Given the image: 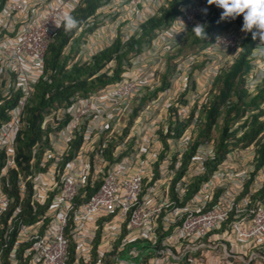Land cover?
<instances>
[{"label":"built area","instance_id":"obj_1","mask_svg":"<svg viewBox=\"0 0 264 264\" xmlns=\"http://www.w3.org/2000/svg\"><path fill=\"white\" fill-rule=\"evenodd\" d=\"M165 1L108 2L98 11V20H107L106 14L116 4L128 3L129 16L136 12L138 23L118 17L110 25L106 43L87 45L68 67L90 60L117 38L126 42L147 20L145 14L154 16ZM35 2L48 4L45 13L37 6L34 19L20 18L18 28L16 23L7 25L8 32H14L10 41L4 19L20 16L27 0H7L0 12V94L6 98L13 92L21 94L16 106L6 112L8 121L0 124V154H4L0 264H264V198L259 195L264 191V165L258 166L255 142L219 152L214 140L207 139L189 156L199 128L198 111L179 137L175 127L178 122L186 124L191 110L200 108L204 98L189 91L190 100L179 94L176 102V89L153 93L162 56L185 38L206 10V0L182 8L178 20L158 31L149 46L156 57L143 50L118 84L85 98L76 95L70 104L44 114L40 129L49 130L43 139L49 145L42 154L33 148L30 170L24 174L15 162V137L24 108L43 74L53 34L81 0ZM241 38L238 31L218 36L200 54L209 60L218 49L235 53ZM205 64L203 76L211 83L218 67ZM191 65L192 59L173 86L179 82L187 87ZM262 79L264 63L248 88L252 90ZM147 91L154 95L141 105ZM260 110L264 120V104ZM155 114L161 124L170 115L178 122L169 130H159ZM142 134L148 138L141 140ZM138 140L145 145L132 146L137 149L132 152L129 146ZM37 160L40 170L32 169ZM12 171L17 173V202L8 192ZM28 195L32 223L23 214Z\"/></svg>","mask_w":264,"mask_h":264},{"label":"trees","instance_id":"obj_2","mask_svg":"<svg viewBox=\"0 0 264 264\" xmlns=\"http://www.w3.org/2000/svg\"><path fill=\"white\" fill-rule=\"evenodd\" d=\"M7 0H0V12L2 11ZM106 0H82L81 4L76 10L69 15L78 21V26L72 30H65L64 21L62 27L59 28L52 36L45 54L43 63V77L38 81L34 88L33 95L28 100L24 108V117L22 120V128L15 137V155L16 164L20 172L28 173L30 170V151L33 148H40L43 151L48 147V140H43L47 132L40 130V122L45 113L55 106L62 107L69 103L72 96L80 94L87 97L99 89L114 84L121 79V75L130 67L129 59L132 56L140 54L144 46L149 44L156 36L157 32L164 27L170 26L180 13L182 6L186 5L189 0H167V6L159 11V15L148 19L145 23L138 27V33L130 38L125 43L117 40L110 48L102 50L100 53L94 55L88 62L83 65H77L71 69L66 68L67 56L64 50L72 54L80 45L84 36L74 39L75 31L87 33L90 29L87 24L95 20L96 11L100 5ZM222 9L215 5H209V12L207 18L200 21L196 27H203L201 29H193L179 44V47H187L193 51L194 57L199 50L209 45L213 34L222 30H227L235 22L240 21V16L235 20H221L220 14ZM68 15V16H69ZM195 27V28H196ZM255 40L252 39L251 33H247L246 39L242 45V52L235 60L228 72H222L216 77L214 81V94H210L209 100L203 106L201 116L205 122H202V128L199 133L192 138L190 144L189 156L193 154L201 141L209 139L208 136L212 127L216 128L217 121L222 119V127L219 142L216 148L219 152L227 150L229 144L228 140L236 137L240 130L241 136L239 141L243 142V146H248L255 142L257 152L259 154L258 166L264 165V138L259 136L264 131V121L259 122L260 113L253 111L258 108L259 103L264 100V84L259 88L258 95L249 99L246 95L244 86V78L252 69V65L248 60L249 55L254 49ZM177 55V54H176ZM175 54H171L167 58L166 69L171 63L177 59ZM109 64H114L111 68ZM107 65V73H101ZM168 69L164 74L167 75ZM165 77V76H164ZM168 87L167 84L162 83L161 89ZM20 92H13L6 98L0 94V123L8 120L6 112L16 106ZM246 111H252V116L248 122L237 126L235 131H231L234 125V120L243 117ZM224 113V114H223ZM235 113V114H232ZM231 116H234L231 119ZM68 122V119L64 124ZM179 125L175 132L180 136L183 128L188 125ZM244 125V126H243ZM4 154H0V167L3 162ZM188 157H186V160ZM187 163V162H186ZM185 163V165H186ZM34 170H40L39 160L36 161ZM17 173L12 171L8 180L10 181L11 191L10 196L14 197L17 202V191L15 189ZM91 191L88 195L92 194ZM259 195L264 198V191ZM24 216L27 215V223L34 222L35 218L30 216L29 195L24 201ZM72 251V249L70 250Z\"/></svg>","mask_w":264,"mask_h":264},{"label":"clouds","instance_id":"obj_3","mask_svg":"<svg viewBox=\"0 0 264 264\" xmlns=\"http://www.w3.org/2000/svg\"><path fill=\"white\" fill-rule=\"evenodd\" d=\"M111 0H106L105 2H103L101 5H100V7H99V9L96 11V14H95V20H93L92 22H90L91 20H89V23L87 24V27L90 29V31H88L87 33H85L84 31V29H83V32H82V34L80 33L81 31H75V35H74V39H77V38H79L80 36L82 37V36H84V39H82V41L80 42V45L78 44V47L75 49V51L72 53V54H69V51H68V49L67 50H64V53H65V56H67V62H66V68L69 70V69H71L72 67H74V66H77V65H83L84 63H86V62H88V61H86V62H84V63H82V64H80V63H77V64H75V65H73L72 67H68V62L70 61V60H72L73 59V57L81 50V49H84L87 45H90L88 42H87V39H88V37H89V35H90V33L91 32H93L98 26H96L99 22H101L100 20H98L97 19V13H98V11L101 9V7H103V6H105L108 2H110ZM202 1L203 0H199V2H197V0H189L188 1V3L186 4V5H184V6H182L181 7V9H180V13H179V15H178V17L176 18V20L175 21H177L178 20V18H179V16H180V14H181V10H182V8H184V7H190L192 4H198V5H201L202 4ZM81 2H82V0H81ZM81 2H80V4H81ZM79 4V5H80ZM205 4H206V6H207V8H206V10L204 11V10H202L201 12H202V14H201V16L196 20V22H195V24L193 25V27L190 29V31L191 30H193V29H201V28H203V27H196L197 26V24L200 22V21H202V20H204L205 18H207V16H208V12H209V5H215L216 7H218L219 9H222V11H221V14H220V19L221 20H235L237 17H239L240 16V18L242 19V21L239 23V21H237V22H235L230 28H228L227 30H222V31H220V32H217V33H215V34H213L212 35V37H211V41H210V43H209V45H207L206 47H204L203 49H201V50H199L198 52H197V54H196V57H194V55L192 54L191 55V57H192V61H193V65H191L190 66V68H191V70L189 71V73H188V77H189V80L187 81V87L186 88H184L183 86H182V83L181 84H179V82H178V84H176V86H173V83H174V81L172 80H169V83H168V87H166V88H164V89H161V87H162V77H163V75L161 76V74L162 73H164L165 72V70H166V63H167V61H165V64L161 67V69L160 70H156V72H157V76H158V78H159V82H158V86L156 87V89H155V91L153 92V93H155L156 91L157 92H167V91H169V90H174V89H176V91L182 96V97H186V96H189V91H191V89H192V87H193V85L195 86V89L197 90L198 89V85L197 84H194L195 83V77H199L198 78V81H197V83H200L201 81H203L204 83H206V84H204L205 86H207V92L205 93V94H203V97H204V101H203V103H202V105L200 106V108L198 107V106H196V107H194V110H191V115H189V119H188V121L190 120V119H192L193 118V116H194V112L195 111H198V114H197V119H198V122H199V124H198V130H197V133H199V129L201 130V128H202V122H205L204 121V119L202 118V116H201V112H202V109H203V106L205 105V103L209 100V98H210V94H214L215 93V89H214V81H215V79H216V77L217 76H219L222 72H228L229 71V69L231 68V66L233 65V63L235 62V60L239 57V55H240V53L242 52V45H243V43H244V41H245V39H246V36H247V33H251V36H252V39L253 40H255V44H254V49H253V51L251 52V54L249 55V57H248V60H249V62H250V65H252V69L249 71V73L245 76V78H244V86H243V89L245 90V92H246V95H247V97L249 98V99H252V98H254L255 96H257L258 95V92H259V88L264 84V79H262V80H260L259 82H257L256 84H255V86H254V88L251 90V89H249L248 88V83H249V81L251 80V79H253V78H255L257 75H258V73H259V66L261 65V64H263L264 63V0H206V2H205ZM165 6H167V0L165 1V3H164V5L163 6H161V8L159 9V11L162 9V8H164ZM76 10V9H75ZM74 11V10H73ZM72 11V12H73ZM159 11H157L156 13H155V15L154 16H157V15H159ZM71 13V12H70ZM69 13V14H70ZM68 14V15H69ZM66 16L65 17V20H64V28H65V30H72V29H74V28H76L77 26H78V21L76 20V19H74L72 16ZM154 16H152V17H149V19L150 18H153ZM148 20V19H147ZM146 20V21H147ZM145 21V22H146ZM174 21V22H175ZM145 22H143V23H145ZM173 22V23H174ZM143 23H141V24H143ZM141 24H139L138 26H137V33H138V27L141 25ZM172 24V23H171ZM170 24V25H171ZM242 24H243V26H242ZM57 27H59V25H57ZM62 27V26H61ZM60 27V28H61ZM169 27V26H168ZM168 27H164V28H168ZM196 27V28H195ZM163 29V28H162ZM160 31V30H159ZM189 31V32H190ZM232 31H238V33H241L242 34V36H243V38H241V39H239V42H238V47H237V51H235V53H232L231 51H221L220 49H218V50H216L215 52H214V54L210 57V59L209 60H206V58L204 59V57H205V55H201L200 53L203 51V50H205L206 48H208V47H210L213 43H214V40H215V38L216 37H218V36H223V35H226V34H229L230 32H232ZM189 32L187 33V35L189 34ZM136 33V34H137ZM135 34V35H136ZM134 35V36H135ZM157 35V34H156ZM186 35V36H187ZM185 36V37H186ZM133 37V36H132ZM131 37V38H132ZM155 38V37H154ZM154 38L151 40V42L149 43V44H147L146 46L147 47H149L151 44H152V42H153V40H154ZM117 40H120L119 38H117L116 40H115V42L117 41ZM129 40V39H128ZM127 40V41H128ZM121 41V40H120ZM183 41V40H182ZM182 41H180L178 44H177V46L174 48V50L173 51H171V52H169L168 53V55L167 56H169L170 54H172V53H174V52H176L177 51V49H179V44L182 42ZM114 42V43H115ZM113 43V44H114ZM125 43V42H124ZM112 44V45H113ZM111 45V46H112ZM110 46V47H111ZM146 46H144L143 47V49H142V52L140 53V54H137V55H135V56H132L130 59H129V62H130V67H131V61L135 58V57H137V56H139V55H141L142 53H143V50H144V48L146 47ZM110 47H108V48H110ZM108 48H106V49H108ZM102 50H105V49H102ZM101 50V51H102ZM101 51H99L98 53H100ZM97 53V54H98ZM46 54V53H45ZM44 58H45V56H44ZM92 58V57H91ZM90 58V59H91ZM178 59H179V57L177 58V59H175L174 60V64H176L177 63V61H178ZM260 59H262V61L260 60ZM154 60H150L149 59V62L151 63V62H153ZM207 62H209L210 63V65H211V67H212V69L213 68H215V67H218V71H217V73H216V75H215V77H214V79L212 80V82L211 83H209L207 80H206V76H203V74H204V72H206L207 71V66H206V64L205 63H207ZM182 63H184V65H185V62H182ZM195 64H200L201 66H202V68H201V70L199 71V72H197V71H192V68H193V66L195 65ZM203 64V65H202ZM151 65H154V64H152L151 63ZM108 66H110L111 68H113L114 67V64H109ZM130 67H127V69H129ZM179 71H181L182 72V74L184 73V71L183 70H181V69H179ZM100 72L101 73H104V72H106L107 73V65L102 69V70H100ZM142 73V72H141ZM123 75V74H122ZM122 75H121V79H120V81L122 80ZM178 75V74H177ZM208 75V74H207ZM43 77V74L39 77V79H38V81L41 79ZM194 79V80H193ZM38 81H37V83H38ZM120 81H118V82H116V83H114V84H111V85H109V86H112V85H116V84H118ZM173 82V83H172ZM37 83L35 84V86L37 85ZM35 86L33 87V90H34V88H35ZM106 87H108V86H106ZM105 88V87H104ZM104 88H102V89H104ZM99 90H101V89H99ZM98 90V91H99ZM98 91H96V92H98ZM34 92V91H33ZM95 93V92H94ZM151 94L149 91H147L146 93H143V98H142V100H144L146 97H148V95L149 96H153L154 94ZM93 94V93H92ZM92 94H89V95H92ZM33 95V94H32ZM76 95H79V96H81L80 94H76ZM76 95H74V96H76ZM74 96H72L71 98H70V100L74 97ZM83 97V96H82ZM85 98V97H84ZM152 98V97H151ZM69 100V103H67V104H65V105H68V104H70V101ZM151 100V99H150ZM149 100V101H150ZM148 102V101H147ZM264 104V100H262L260 103H259V106H258V108L257 109H255L253 112L254 113H260L261 114V116H260V121H264V120H261V118H262V111L260 110V107H261V105H263ZM55 107H57V106H55ZM171 112V111H170ZM252 112V111H251ZM46 114V113H45ZM244 116V115H243ZM246 118V117H245ZM245 118H241V119H245ZM42 119H43V117H42ZM173 120V121H172ZM8 121V120H7ZM7 121H2L1 123H3V122H7ZM42 121V120H41ZM165 121H166V119H165ZM187 121V120H186ZM246 121H248V119H246L245 120V122H243V123H246ZM167 123H168V126H167V130H169V129H171V125L174 123V122H178L177 121V119L175 118V119H172L171 118V115H170V117H168L167 118V121H166ZM0 123V124H1ZM41 123V122H40ZM180 122H178L176 125V127H175V129L179 126L178 124H179ZM242 123V124H243ZM39 126H40V124H39ZM21 128H22V126H21ZM21 130V129H20ZM41 130V129H40ZM212 130H214V126L212 127V129H211V132H212ZM42 132H43V130H41ZM47 131H49V130H47ZM47 131H45V132H47ZM210 132V133H211ZM263 133V132H262ZM261 133V134H262ZM239 134L240 135H237L236 137H239V136H241V132H240V130H239ZM261 134L259 135V136H261ZM262 138H264V135H262L261 136ZM208 138L209 139H211L210 138V134H209V136H208ZM202 142V141H201ZM227 142H229V140L227 141ZM215 145H216V143H215ZM48 147H46V148H44L43 149V151L41 150V148H40V145H39V148H35L36 150H37V153L38 154H42V153H44L45 151H46V149H47ZM229 148H231V147H228L227 149H229ZM33 150V149H32ZM32 150L30 151V155H29V157L31 156V153H32ZM259 155V154H258ZM107 158L109 159V156L107 155Z\"/></svg>","mask_w":264,"mask_h":264},{"label":"rangeland","instance_id":"obj_4","mask_svg":"<svg viewBox=\"0 0 264 264\" xmlns=\"http://www.w3.org/2000/svg\"><path fill=\"white\" fill-rule=\"evenodd\" d=\"M129 9V6H128V3L126 4V6H125V8L124 9H121V10H119V12H116L117 14L116 15H112L111 13L110 14H107V21H109V22H113V21H115L118 17H120V18H124V19H126V22L127 23H129V22H131V19H130V17H129V14L126 12V10H128ZM140 9V8H139ZM242 21V19L239 21V23ZM98 25H100V24H98ZM98 25H96V26H98ZM242 26H243V24H242ZM148 49H150V47H145L144 48V50L147 52V53H150L152 56H154V57H156V55H155V53L153 52V50H148ZM172 54H177L176 55V57H179V59H178V61H177V63L176 64H172L171 63V65L169 66V68H167L168 69V74L167 75H165L164 73H162L161 74V76L163 75V77H162V83H164V84H167L168 85V83H169V80H175L179 75H177V74H182V72L181 71H179V69H181V70H183L184 71V63H182V62H185V66H187V63H188V60H191L192 59V57H191V55L193 54V51H191L190 49H188L187 47H183V45H181V47H179V49H177V51L176 52H174V53H172ZM168 55V53L166 54V55H164V56H162V58H161V60H162V62H161V64H162V66L165 64V61H167V58L170 56L171 57V54L169 55V56H167ZM153 57V58H154ZM172 59L174 58V56L173 57H171ZM264 58V57H263ZM261 61H262V59H260ZM203 65V64H202ZM157 66L155 65V68H156ZM188 67V66H187ZM201 68H202V66L200 65V64H195L194 66H193V68H192V71L194 72V71H197V72H199L200 70H201ZM166 69V70H167ZM183 74H185V71H184V73ZM188 74V73H187ZM165 76V77H164ZM198 78L199 77H195V83L194 84H197L198 85V89L196 90L195 89V86L193 85V87H192V89H191V95H193L194 97H197V96H199V99L200 98H204L203 97V94H205L206 92H207V86H205L204 84H206V83H204L203 81H201L200 83H197V81H198ZM194 80V79H193ZM215 91H216V88H215ZM151 97H153V96H149L148 95V97H146L144 100H142V102H141V105H145L146 103H147V101H149L150 99H151ZM178 100H179V93H178V95H177V99H176V102H178ZM180 100H181V103L180 104H182V102H183V99H182V97H180ZM186 101L187 100H190L189 99V97L187 96L186 97V99H185ZM224 114V113H223ZM232 114H235V113H232ZM253 114H252V112L251 111H246L245 113H244V116H243V118H245V119H241L242 118V116L241 117H239L238 119H236V120H234V125L232 126V128H231V131H235L236 130V128H238L237 127V125L240 123V122H245V120L246 119H248V121H249V119L251 118V116H252ZM234 118V116H231V119H233ZM248 121H246V122H248ZM262 121H260V119H259V122L258 123H261ZM217 125H218V127L216 126V128L214 129V130H212V132L210 133V138L211 139H213L214 140V142L216 143V145L218 144V142H219V136H220V133H221V127H222V119H219L218 121H217ZM244 126V125H243ZM240 129V128H239ZM239 129H237L236 131H239ZM240 140V138H238V137H234V138H232V139H229V142H228V144H229V146L228 147H231V148H237V147H240V146H242V143L243 142H241V141H239ZM238 149H240V148H238ZM246 166H248V165H246ZM145 188H146V186H145ZM144 188V189H145Z\"/></svg>","mask_w":264,"mask_h":264},{"label":"crops","instance_id":"obj_5","mask_svg":"<svg viewBox=\"0 0 264 264\" xmlns=\"http://www.w3.org/2000/svg\"><path fill=\"white\" fill-rule=\"evenodd\" d=\"M51 1H57V0H50V2ZM197 2H199V0H197ZM27 6H26V8L20 13V16L17 14V15H14L13 17H7L6 18V20L4 19V22L6 23V30H7V25L9 26V25H11V24H15L16 23V25H15V28H18V26H19V24L21 23V20H20V18L23 20V21H26V20H29V19H34V14H35V8L38 6V9L39 10H41L42 11V13L44 14L45 13V11H46V9H47V6H48V4L46 3V2H44V3H42V2H39V3H37L36 4V2H35V0H27ZM125 6H126V4H122V3H118V4H116L113 8H112V10H113V12L111 13L113 16L114 15H116L117 13V11H119V10H121V9H124L125 8ZM3 11V10H2ZM126 12L128 13V14H131V10H130V7H129V9L128 10H126ZM3 13H5V11L3 12ZM98 14V13H97ZM137 13L136 12H133V14L132 15H130L129 17H131L130 19H131V23H133V24H136V23H138V20H137ZM106 17H107V14H106ZM145 17L147 18V19H149V17H148V15H146L145 14ZM114 22V21H113ZM113 22H109V21H107V20H105L104 22H99L98 24H100V25H98V27L93 31V32H91L90 33V35H89V37H88V39H87V42L89 43V44H94V45H101V44H105L106 43V39H107V35L109 34L108 32L110 31V25L113 23ZM98 28H100V31L99 32H97V29ZM6 30H4L3 32H6ZM162 30H165V28H163ZM137 33V31H135L134 32V35ZM3 34V33H2ZM3 35H5V34H3ZM133 35V36H134ZM6 36H8V39H9V41L12 39V37L14 38V32H8V30H7V34H6ZM159 44H162V43H159ZM163 44H166V43H163ZM152 63V62H151ZM157 110V109H156ZM156 118H157V114H155L154 115ZM160 120L161 119H158L157 118V120L156 121H159V123L157 124V128L160 130H162V131H165L166 130V128H167V126H168V123L167 122H165V123H163V124H161V122H160ZM173 121V120H172ZM159 130H158V132H159ZM158 132H157V134H158ZM143 136V137H142ZM140 137V136H139ZM146 138H148L147 137V135H141V137H140V139L142 140V139H146ZM142 143V144H141ZM137 144H141V145H145L142 141H137L136 143H131L130 144V146H129V148H130V150L132 151V152H137V149L136 148H134V147H132V146H135V145H137ZM60 147V146H59ZM114 155L116 156L117 154H116V152L114 153ZM105 159H106V161H107V154H106V156H105ZM135 164L136 163H134L133 164V168L131 169L132 171H134L135 170ZM137 166H138V164H137Z\"/></svg>","mask_w":264,"mask_h":264}]
</instances>
